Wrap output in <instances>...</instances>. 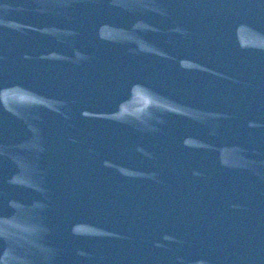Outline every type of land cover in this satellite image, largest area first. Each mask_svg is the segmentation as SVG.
Instances as JSON below:
<instances>
[{
  "label": "water",
  "instance_id": "water-1",
  "mask_svg": "<svg viewBox=\"0 0 264 264\" xmlns=\"http://www.w3.org/2000/svg\"><path fill=\"white\" fill-rule=\"evenodd\" d=\"M0 264H264V0H0Z\"/></svg>",
  "mask_w": 264,
  "mask_h": 264
}]
</instances>
